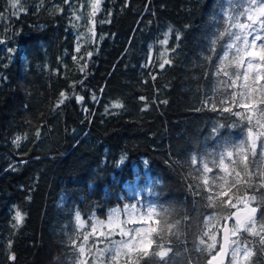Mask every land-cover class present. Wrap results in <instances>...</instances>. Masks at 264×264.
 <instances>
[{"label":"trees","instance_id":"obj_1","mask_svg":"<svg viewBox=\"0 0 264 264\" xmlns=\"http://www.w3.org/2000/svg\"><path fill=\"white\" fill-rule=\"evenodd\" d=\"M73 3L82 20L63 0H44L42 7L41 0H22L23 11L0 0V264H71L65 229L72 231L75 210L85 219L93 212L105 219L113 208L134 204L138 192L144 201L195 216L188 191L192 156L240 138L228 128L214 134L225 121L198 110L213 88L204 55L218 0H130L123 10L124 0H106L112 22L97 24L95 37L89 9ZM165 33L176 52L161 70L158 41ZM150 46L157 59L144 67ZM73 91L85 97L91 115L75 99L53 111L60 93ZM113 101L124 108L106 114ZM145 104L149 110L141 111ZM16 136L26 137L19 148ZM14 206L26 214L18 229Z\"/></svg>","mask_w":264,"mask_h":264},{"label":"snow or ice","instance_id":"obj_2","mask_svg":"<svg viewBox=\"0 0 264 264\" xmlns=\"http://www.w3.org/2000/svg\"><path fill=\"white\" fill-rule=\"evenodd\" d=\"M77 2L81 9H89L93 37L97 24L112 22L114 12L103 7L106 0ZM43 3L41 0L40 7ZM63 3L73 9L76 20H82L73 0H63ZM10 4L12 8L24 10L22 0H10ZM129 6L130 0H124L121 10ZM218 7L219 13L213 17L216 30L209 37L210 54L204 55L210 69L205 77H212L213 88L198 110L208 108L225 121L213 127L214 134L228 128L230 132L238 130L240 138L235 140L229 136L217 150L192 156L194 168L188 191L193 196L196 215L181 214L174 206L166 207L156 201H144L139 192L134 204H125L123 210H110L107 220L100 219L95 212L85 219L77 209L70 222L72 231L65 229L71 264H261L260 256L264 254V0H223V3L218 0ZM98 14H106L107 19H98ZM169 33L158 41L163 46L161 70L172 64L171 54L176 52V48L169 47ZM175 39L179 41L181 36L177 34ZM80 48L77 44V53ZM87 55L91 58L93 53L89 51ZM73 59L78 58L73 56ZM156 59L150 46L144 67ZM88 67L85 62L80 71L85 73ZM79 85L83 87L84 81ZM72 87L74 90L76 85ZM71 99L91 115L85 106V97L75 91L71 96L61 92L53 111ZM92 100L99 102L95 94ZM110 108L123 109L124 105L113 101L105 108L106 114ZM148 110L147 104L141 109ZM36 135L39 138V130ZM22 139L26 137L16 136L12 143L19 148ZM207 209L211 211H204ZM25 215L14 206V228L23 225ZM189 237L191 249L187 247ZM11 247L10 241V252ZM192 252L198 254L194 259ZM9 259L14 261L15 255L11 254Z\"/></svg>","mask_w":264,"mask_h":264},{"label":"rangeland","instance_id":"obj_3","mask_svg":"<svg viewBox=\"0 0 264 264\" xmlns=\"http://www.w3.org/2000/svg\"><path fill=\"white\" fill-rule=\"evenodd\" d=\"M130 205V204H129ZM123 207H124V205L122 206V207H115V208H113V209H121V210H123ZM107 218H108V216L104 219V220H107ZM122 218H126V217H122ZM118 238V237H117Z\"/></svg>","mask_w":264,"mask_h":264}]
</instances>
